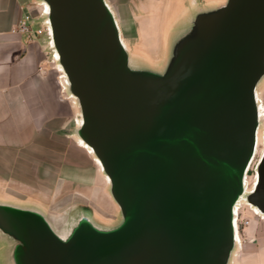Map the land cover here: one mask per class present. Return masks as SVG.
<instances>
[{
  "label": "water",
  "instance_id": "obj_1",
  "mask_svg": "<svg viewBox=\"0 0 264 264\" xmlns=\"http://www.w3.org/2000/svg\"><path fill=\"white\" fill-rule=\"evenodd\" d=\"M35 3L76 107L71 136L116 216L0 192V264H232L239 202L264 216V150L245 188L264 143V0H171L158 60L123 38L106 0Z\"/></svg>",
  "mask_w": 264,
  "mask_h": 264
},
{
  "label": "crops",
  "instance_id": "obj_2",
  "mask_svg": "<svg viewBox=\"0 0 264 264\" xmlns=\"http://www.w3.org/2000/svg\"><path fill=\"white\" fill-rule=\"evenodd\" d=\"M170 1L106 0L125 40L144 34L147 26L157 40ZM41 11L35 0H0V192L44 198L73 183L60 178L76 175L77 159L89 155L71 136L76 107L64 94ZM25 13L32 17L30 35L14 32Z\"/></svg>",
  "mask_w": 264,
  "mask_h": 264
},
{
  "label": "rangeland",
  "instance_id": "obj_3",
  "mask_svg": "<svg viewBox=\"0 0 264 264\" xmlns=\"http://www.w3.org/2000/svg\"><path fill=\"white\" fill-rule=\"evenodd\" d=\"M131 35L134 34L131 33ZM140 36L141 37L139 38H142L143 41L138 39L131 40L129 42L130 45L134 48H140L142 51L146 50L149 54H151V58L158 60V42L154 31L147 26L144 34ZM257 95L260 105L264 106V84H262L258 89ZM77 123H79L78 119ZM259 134L260 136L258 139L257 150L246 174V191L250 190L254 184L255 167L261 157L262 150H264V147H262L261 132ZM84 151L87 155H89V157L86 161L81 158L77 159L76 175L63 174L60 178L61 180H65V178L71 179L73 183H65V185L63 184L62 187H59L61 188V193L59 191H54L52 193L47 192V194L51 195L43 198L44 203L48 206L49 210L60 212L63 208L67 207L65 205L67 204L65 201L68 199L73 201L77 200L92 206L94 210L100 214L116 216L114 207L106 197V179L104 177V180L100 175L101 170L96 164L94 158L91 157L92 155L86 150ZM84 167H86V170H83ZM25 195L27 197L30 196L29 194ZM237 209L239 244L235 251L232 264H264V220H262L259 216L254 215V212L249 208V206L243 202H239ZM245 222H248V225H246Z\"/></svg>",
  "mask_w": 264,
  "mask_h": 264
},
{
  "label": "bare ground",
  "instance_id": "obj_4",
  "mask_svg": "<svg viewBox=\"0 0 264 264\" xmlns=\"http://www.w3.org/2000/svg\"><path fill=\"white\" fill-rule=\"evenodd\" d=\"M41 7V10L43 11V12H47L48 11V8H47V6L46 5H43V6H40ZM55 56H56V59H57V55L55 54ZM257 98H258V95H257ZM260 112H261V114L262 115H264V106H262V105H260ZM258 139H259V137H258ZM258 139H257V142H256V147H255V152H254V154L256 153V150H257V144H258ZM261 141H262V139H261ZM78 145H80L83 149H85L89 154H91L92 155V153H91V150L88 148V147H86L84 144H82V142L81 141H78ZM262 147H264V143H262ZM95 160V159H94ZM95 162H96V164L98 165V167L100 168V165H99V163H98V161L97 160H95ZM100 170H101V168H100ZM255 177V176H254ZM106 179V178H105ZM106 181H107V179H106ZM255 182V181H254ZM245 188H246V178H245ZM248 206V205H247ZM253 212H254V215H257V216H259L262 220H264V216H261V214L256 210V209H254V208H251V207H249ZM235 215H236V219H235V230H236V241H237V246H238V244H239V236H238V228H237V219H238V209L236 208V210H235Z\"/></svg>",
  "mask_w": 264,
  "mask_h": 264
},
{
  "label": "built area",
  "instance_id": "obj_5",
  "mask_svg": "<svg viewBox=\"0 0 264 264\" xmlns=\"http://www.w3.org/2000/svg\"><path fill=\"white\" fill-rule=\"evenodd\" d=\"M43 11H41V14ZM45 27V26H44ZM45 30L48 33V29L45 27ZM14 32L19 33V34H24V35H30L33 34V29H32V17L30 14L25 13L22 17V19L19 21L17 24L16 28L14 29ZM42 30H36L35 34H41ZM246 225H248V222H245Z\"/></svg>",
  "mask_w": 264,
  "mask_h": 264
}]
</instances>
